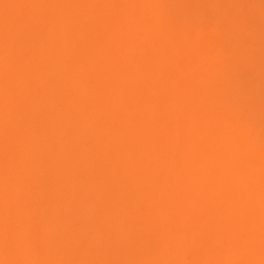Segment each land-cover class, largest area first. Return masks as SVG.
<instances>
[{
	"label": "clouds",
	"instance_id": "clouds-1",
	"mask_svg": "<svg viewBox=\"0 0 264 264\" xmlns=\"http://www.w3.org/2000/svg\"><path fill=\"white\" fill-rule=\"evenodd\" d=\"M0 264H264V0H0Z\"/></svg>",
	"mask_w": 264,
	"mask_h": 264
}]
</instances>
